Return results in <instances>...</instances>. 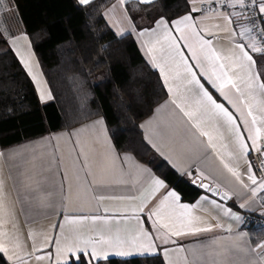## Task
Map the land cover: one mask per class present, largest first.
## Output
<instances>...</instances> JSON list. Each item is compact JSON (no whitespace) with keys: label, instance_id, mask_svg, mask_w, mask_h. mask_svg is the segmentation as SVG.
<instances>
[{"label":"crops","instance_id":"1","mask_svg":"<svg viewBox=\"0 0 264 264\" xmlns=\"http://www.w3.org/2000/svg\"><path fill=\"white\" fill-rule=\"evenodd\" d=\"M76 1L79 3V0ZM131 1L148 5L156 0L150 3L116 0L106 8L104 17L117 36L131 35L134 38L143 58L158 74L167 95L142 121L141 125L152 121L141 127L144 140L152 152L180 176L200 178L210 183L227 192L229 201L222 202L207 193L194 203L183 202L180 197L179 204L189 205L188 209L165 205L160 209L159 217L149 219L150 211L160 205L164 193L174 189L166 184V188L155 190L151 181L159 177L132 153L119 152L104 119L97 118L73 129L57 131L0 151V195L6 210L0 212V244L9 246L10 256L14 257L17 253L23 255L27 264H63L68 258L66 249L77 244L83 247L81 241H88L89 248L95 245L98 249L107 250L108 259L159 255L164 264H264V238L253 241L246 228L249 216L264 218V194L259 188L263 181L257 177L251 163L253 154L264 153L259 150L264 149V126L258 122L261 135L255 146L247 140L252 150L245 156L239 151L227 125L222 122L217 125L214 118L204 125L213 138L214 147H210L207 137L195 133L173 106L156 112L170 97L159 69L153 67L151 57L154 55L158 62L163 63L167 43L163 30L156 26L160 18L150 27L137 28L126 10V4ZM187 1L190 11L193 7L198 11L190 12L195 19L181 25V31L198 52L205 71L211 74L209 54L207 49L201 51L200 38L211 33L207 38L212 40L214 50L230 55L238 51L232 43L231 26L220 15L221 9L217 7L214 10L212 0ZM144 23L143 19L140 20L141 25ZM2 29L6 31L1 36L31 79L40 102H50L52 99H47L51 94L50 88L12 0H0ZM145 29L154 31L144 32ZM171 31L179 37L180 32L175 28ZM141 32L144 34L140 35ZM236 39L241 40L239 35ZM180 43L183 45L184 41ZM183 51L187 52V48ZM250 54L255 61L251 73L257 85L255 102L264 103V93L258 88L264 78L255 55L251 51ZM22 60L29 65L36 80L29 75ZM192 66L197 73L200 72L194 61ZM241 74L247 80V71ZM257 75L260 77L258 80ZM199 78L214 99L227 106L242 131L245 126L240 122L237 109L249 121L248 127H252L248 109L240 103L235 89H225L233 102L229 103L205 77ZM170 83L175 87L180 81L170 78ZM240 86L244 89L246 83ZM42 94L45 97L43 100ZM257 116L259 118V113ZM243 135L247 138L249 133L243 131ZM221 159L237 171L239 179L223 166ZM189 169L191 176L187 175ZM197 170L202 175H197ZM250 174L255 176L256 184L248 179ZM252 189H256L255 195ZM141 207L144 211H132ZM237 216L239 220L234 218ZM195 228L201 230L193 231ZM176 232L179 234H173ZM17 241L20 248L15 247ZM149 244L154 245V251L139 255L140 246L147 247ZM117 250L128 254L116 255ZM27 253L31 256L28 257ZM36 256L43 259L37 260ZM3 257L9 264H17L15 259Z\"/></svg>","mask_w":264,"mask_h":264},{"label":"trees","instance_id":"2","mask_svg":"<svg viewBox=\"0 0 264 264\" xmlns=\"http://www.w3.org/2000/svg\"><path fill=\"white\" fill-rule=\"evenodd\" d=\"M24 32L29 36L52 100L41 103L34 85L0 35V151L70 130L103 118L115 148L132 153L181 197L194 203L202 194L192 177L180 176L146 144L141 123L167 95L131 35L119 37L104 11L116 0H12ZM126 10L137 28L161 17L173 21L189 14L187 0H156L142 5L131 1ZM144 24H140V20ZM244 19L234 24L244 25ZM234 25V26H235ZM242 28L237 27V32ZM241 38V37H240ZM261 44L260 25L241 38ZM264 78V55L251 51ZM252 240L264 238V227L246 222ZM0 264H9L0 254ZM99 264H164L161 256L109 258Z\"/></svg>","mask_w":264,"mask_h":264},{"label":"snow or ice","instance_id":"3","mask_svg":"<svg viewBox=\"0 0 264 264\" xmlns=\"http://www.w3.org/2000/svg\"><path fill=\"white\" fill-rule=\"evenodd\" d=\"M123 2V0H122ZM142 3H150L152 0H140ZM214 10L215 8L221 9L220 15L223 16V19L231 26V37L232 43L234 44L235 51L230 55H223V53L214 50L212 47V40L208 39L207 36L211 33L206 34L203 38H200L201 51L207 49L209 54V60L211 62V74L208 71H205L204 66L201 64L200 56L198 52L193 48L191 44L187 42L183 31H181V25H187L189 21H194V17L191 13L186 14L175 21L169 22L166 18L161 17L156 21V26L159 29L163 30L164 39L167 43V51L164 58V62H158L156 56H152L151 60L153 67L159 69L163 83L167 88L169 94V99L165 101L164 105L159 106L156 109V112H159L162 108L168 107L169 105L173 106L175 110H178V114L182 116L191 129L195 133H198L201 137H207L208 144L210 147H214L212 143V135L205 130L204 125L208 123L210 118H214L217 125L221 122L224 125H227L228 131L233 134L235 138V143L239 151L243 155H247L252 149L249 147L247 140H251L252 146L257 144V140L261 135V128L257 127V124L264 126V103H256V88L257 85L253 82L252 70L255 67V61L253 56L250 54V51H259L264 55V47L257 48L254 43H245L242 40H237L236 37L239 35L241 38H246L247 35L255 30V24L259 23L260 25V37L261 44L264 45V0H212ZM81 5H88L91 3V0H79ZM225 9H231V11H224ZM192 12L198 11L196 8H192ZM234 19L239 21L240 19L245 20L244 25L236 24L234 26ZM237 27L242 28L239 33L237 32ZM175 28L180 32L179 37L177 38L171 29ZM193 28L195 25L193 23ZM3 31L6 29L0 30V35L3 34ZM154 31V29H145L144 32ZM202 31V30H201ZM144 32H141L140 35H143ZM180 41H184L181 45ZM184 48H187V52L183 51ZM195 62V65L200 67V72L197 73L193 66L192 62ZM26 69H28L29 75L32 76L33 80H36V77L32 74L29 65L22 60ZM247 71L248 76L247 80L242 76V72ZM174 72V75L172 73ZM200 76L205 77L208 82L216 89L217 92L229 103H233L230 99L228 92L225 91L226 88L235 89L240 96V103L246 105L248 111L247 115L251 117L252 127H248L249 121L244 118V113L237 109L241 117V123L245 126L243 131L249 133L248 137L245 138L243 131L237 125L234 115L230 112L226 105L223 103L217 102L214 99L213 95L201 82ZM215 77V78H213ZM170 78L173 80H179L180 83L173 86L170 83ZM256 79H260L257 75ZM39 84V82L37 81ZM246 83V88L242 89L241 84ZM259 91L264 93V82L258 85ZM45 97L41 95L43 100ZM47 99H52L51 94L49 93ZM235 107V105H233ZM255 110V111H254ZM259 113V118L257 116ZM97 123H102V121H97ZM152 121L149 120L145 125L141 127H146L147 124H151ZM253 129H255V135H253ZM264 152V149H259ZM223 166L232 173L233 176H236L239 179V174L237 171L230 167L223 159H221ZM251 172V165H249ZM181 174H184L183 172ZM187 175L191 176V170L187 171ZM197 175H202L199 170H197ZM248 179L251 180L252 184H256V178L254 175H249ZM152 184L155 185V190L166 188V183L163 179L153 178ZM205 187L208 191L213 192L214 195H219L222 198H228V193H220L215 189L209 188L207 185H200ZM260 189H264V183L259 184ZM253 195L256 194V189H252ZM0 193H2V184H0ZM134 199V197H130ZM103 199V197H101ZM204 199V198H202ZM180 196L175 190L166 191L160 201V205L150 211L149 219L152 216L159 217L160 209L165 205L173 204L184 209H188L189 205H180ZM214 203V202H213ZM244 207L243 204L240 205ZM3 206V197L0 195V212H5ZM134 213L136 211H144V207L139 209H133ZM227 214V213H226ZM239 220L240 218L234 217ZM2 227V224H0ZM201 229L195 228L193 231H200ZM209 230V229H204ZM173 234H179L178 232ZM4 236H7V233H3ZM144 235H147L146 233ZM31 238V234L29 235ZM81 244L84 246L81 247L79 244L69 246L66 251L68 253V258L63 261V264H99L101 259L107 260L109 257V252L103 248L98 249L95 245L88 247V241H81ZM16 248H20V244L17 241ZM35 251V249H34ZM154 251V245L149 244L147 247L140 246L138 249L139 255H148ZM0 254L7 257L9 260L15 259L17 264H27V259L23 255L17 253L14 257L9 255V246L5 244H0ZM128 253L117 250L116 255L125 256ZM27 256L30 257L31 253H27ZM37 260L43 259L42 256H36Z\"/></svg>","mask_w":264,"mask_h":264},{"label":"built area","instance_id":"4","mask_svg":"<svg viewBox=\"0 0 264 264\" xmlns=\"http://www.w3.org/2000/svg\"><path fill=\"white\" fill-rule=\"evenodd\" d=\"M251 163L253 165L254 171L259 179L264 183V153H255L251 157ZM264 194V189H263ZM247 222L254 226L264 227V218L257 216H249Z\"/></svg>","mask_w":264,"mask_h":264},{"label":"water","instance_id":"5","mask_svg":"<svg viewBox=\"0 0 264 264\" xmlns=\"http://www.w3.org/2000/svg\"><path fill=\"white\" fill-rule=\"evenodd\" d=\"M192 185H194L195 187H198L201 191H203L204 193H207V194H209L210 196H212V197H215V198H218L220 201H222V202H228L229 201V196H228V198H222L221 196H219V195H214L213 194V192H211V191H208L205 187H201L200 185L201 184H203V185H207L209 188H211V189H215L216 191H218V192H220V193H224V192H222V191H220L217 187H215V186H212L210 183H208V182H204V181H202L200 178H194L193 180H192Z\"/></svg>","mask_w":264,"mask_h":264}]
</instances>
